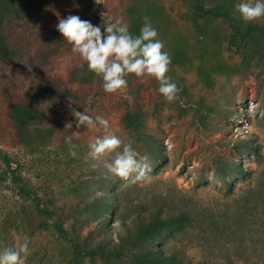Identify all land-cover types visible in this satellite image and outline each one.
Segmentation results:
<instances>
[{"label":"rangeland","instance_id":"obj_1","mask_svg":"<svg viewBox=\"0 0 264 264\" xmlns=\"http://www.w3.org/2000/svg\"><path fill=\"white\" fill-rule=\"evenodd\" d=\"M239 2L0 0V252L27 238L23 264H144L151 248L264 264V23L242 22ZM69 15L134 35L148 16L179 99L134 76L105 93L56 30ZM73 110L107 119L149 158L151 179L129 185L93 167L88 144L102 133L77 127ZM157 210L185 217L147 245L134 217Z\"/></svg>","mask_w":264,"mask_h":264},{"label":"clouds","instance_id":"obj_2","mask_svg":"<svg viewBox=\"0 0 264 264\" xmlns=\"http://www.w3.org/2000/svg\"><path fill=\"white\" fill-rule=\"evenodd\" d=\"M234 9L246 24L264 23V0H240ZM56 30L70 45L71 52L87 65L89 72L102 80L105 93L125 92L127 77L134 76L142 80L154 79L166 102L173 103L179 99L181 89L168 75L171 56L164 50V43L158 39V32L148 16L143 17L138 35L130 33L128 25L122 21L101 27L76 15L58 18ZM72 115L77 127L87 126L102 133L88 144L93 167L103 168L129 185L151 179L149 158L112 131L107 119L102 116L94 119L76 110L72 111ZM65 139L71 145L70 156L76 158L71 135ZM29 251V242L23 238L17 248H5L0 252V264H23L22 257L27 256Z\"/></svg>","mask_w":264,"mask_h":264},{"label":"trees","instance_id":"obj_3","mask_svg":"<svg viewBox=\"0 0 264 264\" xmlns=\"http://www.w3.org/2000/svg\"><path fill=\"white\" fill-rule=\"evenodd\" d=\"M2 50H3V46L1 44V38H0V52ZM16 108H17L16 112H17V118H18L17 125L24 124L25 115H26L24 113V109H26V107H24L22 104H18ZM0 154H2V158L4 162L10 166L9 155H7L6 153H2L1 151H0ZM153 213L154 214L150 215V217H146L144 215H136L134 217L135 220L140 224L139 228L137 229L138 230L137 232L147 245H152L155 242L154 241L155 238L160 239L161 237L166 236L168 233L172 231L171 227H173V224L185 217V215H182V214L164 215L159 210ZM154 252L155 250L151 248L150 253H148L144 257V264H206L203 261L197 262V263H192L190 261H184L183 259L178 258L174 254L159 255Z\"/></svg>","mask_w":264,"mask_h":264}]
</instances>
